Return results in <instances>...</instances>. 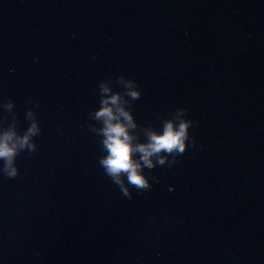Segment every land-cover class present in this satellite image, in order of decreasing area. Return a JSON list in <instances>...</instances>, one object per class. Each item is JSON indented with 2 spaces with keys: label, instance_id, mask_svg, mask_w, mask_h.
Wrapping results in <instances>:
<instances>
[{
  "label": "water",
  "instance_id": "95a60500",
  "mask_svg": "<svg viewBox=\"0 0 264 264\" xmlns=\"http://www.w3.org/2000/svg\"><path fill=\"white\" fill-rule=\"evenodd\" d=\"M122 74L139 141L178 108L195 121L131 200L90 116ZM29 108L42 131L0 175V264H264V0H0V136Z\"/></svg>",
  "mask_w": 264,
  "mask_h": 264
},
{
  "label": "clouds",
  "instance_id": "9594fccd",
  "mask_svg": "<svg viewBox=\"0 0 264 264\" xmlns=\"http://www.w3.org/2000/svg\"><path fill=\"white\" fill-rule=\"evenodd\" d=\"M117 83L124 90L112 93L107 79L100 82V93L112 94L102 99L99 110L91 112L90 116L94 115L103 124L99 130L103 137L100 143L106 154L100 157L99 164L121 194L131 200L134 196L132 189L143 193L153 187V181L159 183V178L148 175L145 169L151 172L158 166L167 165L171 168L190 145L195 147L196 139L190 131L195 121L188 118L187 108H178L170 118H163L162 131H155L150 126L146 130L147 139L139 141L138 136H134L131 131L137 128L134 113L126 105L130 103L129 98H140L141 88L138 81L123 74L117 78ZM124 97L128 99L125 100ZM4 104L11 111L14 101L9 98ZM36 107H39L38 102ZM26 119L30 124L22 136L17 135L14 127L0 136V161H3L0 175L8 179H14L20 174L17 164L20 153L27 150L31 155L38 148L33 139L42 131L38 114L29 108Z\"/></svg>",
  "mask_w": 264,
  "mask_h": 264
}]
</instances>
